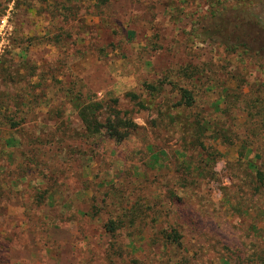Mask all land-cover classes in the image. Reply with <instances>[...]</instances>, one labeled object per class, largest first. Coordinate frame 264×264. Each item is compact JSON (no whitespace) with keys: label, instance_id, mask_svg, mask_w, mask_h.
<instances>
[{"label":"rangeland","instance_id":"obj_1","mask_svg":"<svg viewBox=\"0 0 264 264\" xmlns=\"http://www.w3.org/2000/svg\"><path fill=\"white\" fill-rule=\"evenodd\" d=\"M257 24L264 0H0V264H264Z\"/></svg>","mask_w":264,"mask_h":264},{"label":"trees","instance_id":"obj_2","mask_svg":"<svg viewBox=\"0 0 264 264\" xmlns=\"http://www.w3.org/2000/svg\"><path fill=\"white\" fill-rule=\"evenodd\" d=\"M233 26L239 30H241V28L243 26H245V22L243 20H239V19H235L233 21ZM257 26L260 27V29H257V31L252 34L249 31H243L245 34V37H242V42H240V44H242L244 47H246L249 50H253L256 52H260V54H264V28L262 25L257 24ZM182 97L185 99L187 106H191L192 103V97L190 95V92L187 90H183L182 91ZM87 105V104H86ZM80 106L78 104H76L75 108H79ZM101 109L100 103L97 102H91L87 105L86 108L81 109L82 111V118L83 120L88 124V126L90 128H92V130H99V127H105L107 130L110 132L111 135H116V137L121 138V135L119 132H117V130L122 129V128H127L128 126H134V123H132V121H123V119L119 118V113H116L115 115V120L110 123V121L108 120L107 123L101 124L99 122H97L96 117H94L93 120H91V113L90 110H98ZM84 110V111H83ZM261 176V175H260ZM260 179L262 180V182H264V179L260 177ZM107 230H111L113 229V226H107L106 227Z\"/></svg>","mask_w":264,"mask_h":264}]
</instances>
